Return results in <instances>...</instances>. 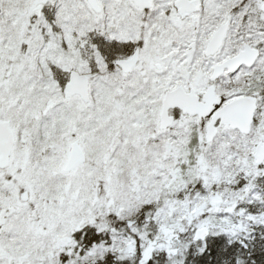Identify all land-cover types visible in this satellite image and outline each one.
I'll use <instances>...</instances> for the list:
<instances>
[{"label":"snow or ice","instance_id":"snow-or-ice-1","mask_svg":"<svg viewBox=\"0 0 264 264\" xmlns=\"http://www.w3.org/2000/svg\"><path fill=\"white\" fill-rule=\"evenodd\" d=\"M0 264H264V0H0Z\"/></svg>","mask_w":264,"mask_h":264}]
</instances>
